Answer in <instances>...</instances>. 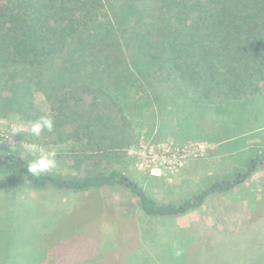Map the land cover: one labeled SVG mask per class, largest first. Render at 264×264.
<instances>
[{
    "label": "trees",
    "instance_id": "16d2710c",
    "mask_svg": "<svg viewBox=\"0 0 264 264\" xmlns=\"http://www.w3.org/2000/svg\"><path fill=\"white\" fill-rule=\"evenodd\" d=\"M262 84L264 0H0V116L15 112L32 122L50 116L54 127L41 133L44 142L72 140L84 158L98 156L95 162L126 158L137 137L134 123L152 131L156 123L167 127L161 119L173 114L180 128L183 112L170 103L162 112L159 99L183 91L208 102L236 101L255 96ZM35 91L44 94L48 112L35 107ZM30 161L0 152V168L15 169L36 189L123 187L144 216L167 219L233 189L264 165V153L233 181L177 204L158 203L121 169L32 176ZM167 237L171 243L184 236Z\"/></svg>",
    "mask_w": 264,
    "mask_h": 264
},
{
    "label": "rangeland",
    "instance_id": "374dc122",
    "mask_svg": "<svg viewBox=\"0 0 264 264\" xmlns=\"http://www.w3.org/2000/svg\"><path fill=\"white\" fill-rule=\"evenodd\" d=\"M33 101L48 112L44 94L35 91ZM158 103L162 112L166 103L183 112V123L173 126L179 122L173 114L161 119L167 127L156 123L152 131L134 123L137 137L126 158L95 162L98 156L84 158L72 140L48 145L30 134L32 121L15 112L0 116V152L33 160L24 146L37 144L56 152V167L47 173L62 176L121 169L158 203L172 204L233 181L264 153V84L255 96L236 101L208 102L180 91ZM16 124L24 130L9 140ZM174 232L184 237L169 243L167 234ZM0 264H264V165L228 192L212 193L201 207L167 219L144 216L123 187L79 194L36 189L2 166Z\"/></svg>",
    "mask_w": 264,
    "mask_h": 264
},
{
    "label": "clouds",
    "instance_id": "9594fccd",
    "mask_svg": "<svg viewBox=\"0 0 264 264\" xmlns=\"http://www.w3.org/2000/svg\"><path fill=\"white\" fill-rule=\"evenodd\" d=\"M54 121L50 116H42L36 121L31 123L30 134L35 137H39L42 132L53 131ZM24 130L23 125L16 124L9 129L11 135L8 137L9 140L12 136L17 135ZM25 149L28 153L32 154L35 159L31 160L28 164L27 171L32 176H40L51 169L56 167V152L45 151L43 147L37 144H26Z\"/></svg>",
    "mask_w": 264,
    "mask_h": 264
}]
</instances>
